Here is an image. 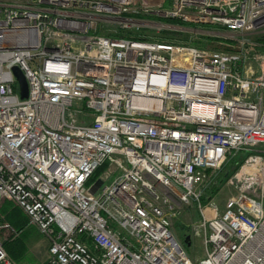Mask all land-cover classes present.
Masks as SVG:
<instances>
[{
    "label": "built area",
    "instance_id": "built-area-1",
    "mask_svg": "<svg viewBox=\"0 0 264 264\" xmlns=\"http://www.w3.org/2000/svg\"><path fill=\"white\" fill-rule=\"evenodd\" d=\"M154 18L264 36V0H0V205L17 204L45 237L42 264H264L262 46L103 30L171 28ZM227 164L236 194L220 211L202 199ZM192 205L206 248L196 261L173 231ZM6 239L0 264H19Z\"/></svg>",
    "mask_w": 264,
    "mask_h": 264
},
{
    "label": "rangeland",
    "instance_id": "rangeland-1",
    "mask_svg": "<svg viewBox=\"0 0 264 264\" xmlns=\"http://www.w3.org/2000/svg\"><path fill=\"white\" fill-rule=\"evenodd\" d=\"M142 18L146 20H150L153 17L145 16ZM161 22L163 24H168L165 21H161ZM120 27L124 30L134 32L138 35L148 36L154 41H157L159 38H165L166 40H169V42L170 41L182 42L187 39L192 40L191 39L192 37L194 39L196 38L197 34L202 33L208 36L210 35L212 37L218 38L221 42L217 41L216 43L210 44L209 48L215 46L212 49L221 52L225 51L226 49L236 50L238 48V44L236 43L237 40H242V39L248 40L251 37L250 41L253 40L257 41L256 40L257 38L262 37V36L258 37V35H250V36L230 35L227 32L225 31L223 32V30H219V28L214 26L208 28L209 31L200 29L198 30V32L192 30L187 31L184 29H179V31L177 32L176 29L167 26H161V27L153 26L152 28L138 29L137 27H132L130 25V28H123L122 24L115 21L114 23L110 24L108 28L103 30L107 31L106 34L111 35V34H115L116 31L120 29ZM169 31H171L172 34H174V38L164 34L165 32H169ZM204 31L210 32V34H207ZM260 44L262 46V44L264 43L261 42ZM263 48L264 46L260 47L258 49V52L264 54V52L262 51ZM253 65H254V69H256V71H259L257 69L260 68V65H257L256 63H254ZM230 170H231L230 164H227V166L223 169V172L221 173L220 177L217 179L215 188L213 189L214 186L213 185L207 189L205 195H203V200L206 202V204L210 203L211 201H214L220 207L222 206L223 208H225L228 199L234 196V194H236V191L231 189L226 184V176L227 173L228 174L230 173ZM106 171H107L106 166L101 168L98 171L96 177L97 178L101 177ZM217 190L219 191L217 192ZM181 211L182 213L173 220V231L175 235L182 242L185 241L188 235L191 236V240H192L191 246L188 245L185 246L189 257L193 261H196L203 258V256L205 255V249H206L205 243L202 237H197V238L194 237L192 230L189 227L200 221L201 213L198 210V208L193 205L182 207ZM2 220L9 221L13 226V230L8 232L3 228V226H0V235L3 238L5 237L7 238L4 241L6 249L19 264H42L47 260L48 250H49L48 242L46 241L45 237L40 233L37 227L28 224V217L26 213L19 206H17V204L9 200H5L3 202V204L0 206V225L2 224ZM15 231H22V233L20 234V236H18L17 239L12 240L11 238L15 235Z\"/></svg>",
    "mask_w": 264,
    "mask_h": 264
},
{
    "label": "trees",
    "instance_id": "trees-1",
    "mask_svg": "<svg viewBox=\"0 0 264 264\" xmlns=\"http://www.w3.org/2000/svg\"><path fill=\"white\" fill-rule=\"evenodd\" d=\"M154 19H156V18H154ZM156 20H159V21H165V22H167V23H171V24H175V25H184V24H182L181 22H179V21H173V20H163V19H156ZM190 26V25H189ZM192 26V25H191ZM195 28H202V29H205V27L206 28H210V27H212L211 25H193ZM101 33V32H100ZM165 35H168V36H171V37H173L174 38V34H172V32L171 31H169V32H165L164 33ZM170 34H172V35H170ZM110 36H114V37H124V38H129V39H137V40H153V39H151L150 37H148V36H145V35H138V34H136V33H134V32H131V31H126V30H122V31H120L117 35H114V34H111ZM200 36V37H199ZM172 38V39H173ZM191 38V37H190ZM162 39H165V38H159L158 40L160 41V40H162ZM192 40H189V39H187V40H185V41H182V42H186V43H188V44H192V45H194V46H198V47H201V48H208V49H212V48H214V47H212V48H209V46H210V44H213V43H216L217 41H219V42H221L218 38H215V37H212V36H208V35H205V34H197L196 35V38H194L193 39V37L191 38ZM258 42H262V43H264V36H262V37H260V38H257L256 39ZM162 41H167L166 39L165 40H162ZM177 41V40H176ZM177 42H181V41H177ZM218 44H220V43H218ZM262 46H264V44H262ZM213 50H215V49H213ZM227 51L228 50H232V49H226ZM225 50V51H226ZM262 51L264 52V48L262 49ZM236 162H239V159H237L236 160ZM240 163H241V161H240ZM240 163H238V165L240 164ZM238 165H236V166H231L230 167V173L229 174H231L233 171H235L236 169H237V166ZM98 173V172H97ZM227 175H228V173H227ZM222 183V182H221ZM216 189H218V188H216ZM203 203H204V205L206 204V202L203 200Z\"/></svg>",
    "mask_w": 264,
    "mask_h": 264
},
{
    "label": "water",
    "instance_id": "water-1",
    "mask_svg": "<svg viewBox=\"0 0 264 264\" xmlns=\"http://www.w3.org/2000/svg\"><path fill=\"white\" fill-rule=\"evenodd\" d=\"M13 70H14L15 76H16L18 84H19V91H20L21 97H22V99H25L29 95L28 81H27L23 71L19 67H15ZM101 185H102V181L98 180L96 182V184L91 187L90 192L92 194H96V192L98 191V189ZM202 201H203V199H202ZM184 243L188 246H191V244H192L191 236L188 235V237H186Z\"/></svg>",
    "mask_w": 264,
    "mask_h": 264
},
{
    "label": "bare ground",
    "instance_id": "bare-ground-1",
    "mask_svg": "<svg viewBox=\"0 0 264 264\" xmlns=\"http://www.w3.org/2000/svg\"><path fill=\"white\" fill-rule=\"evenodd\" d=\"M163 20H166V19H163ZM169 20H171V19H169ZM173 21H175V20H173ZM177 21V20H176ZM158 22H159V20H158ZM182 23V22H181ZM182 24H184V23H182ZM168 25H170L171 26V28H174V29H176L177 30V32L179 31V29H183V28H186L187 26L184 24V25H175V24H171V23H168ZM193 25H197V24H192V26L190 25V30H192V31H194L195 29H198V30H205V29H202V28H195ZM205 32V31H204ZM203 32V33H204ZM199 34H202V33H199ZM178 44H188V43H186V42H177ZM188 45H190V44H188ZM17 79V78H16ZM18 82V81H17Z\"/></svg>",
    "mask_w": 264,
    "mask_h": 264
},
{
    "label": "crops",
    "instance_id": "crops-1",
    "mask_svg": "<svg viewBox=\"0 0 264 264\" xmlns=\"http://www.w3.org/2000/svg\"><path fill=\"white\" fill-rule=\"evenodd\" d=\"M2 204H3V203H2ZM2 204H1V205H2ZM1 205H0V206H1ZM219 208H220V211H223V210H224V208H223L222 206H221V207L219 206ZM222 208H223V209H222ZM8 222H9V221H8ZM9 223H10V222H9ZM10 224H11V223H10ZM8 253H9V252H8ZM9 254H10V253H9ZM10 256H11V255H10Z\"/></svg>",
    "mask_w": 264,
    "mask_h": 264
}]
</instances>
